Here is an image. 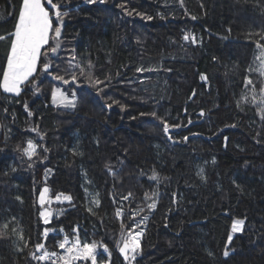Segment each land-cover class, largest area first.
Instances as JSON below:
<instances>
[{"label":"trees","instance_id":"trees-1","mask_svg":"<svg viewBox=\"0 0 264 264\" xmlns=\"http://www.w3.org/2000/svg\"><path fill=\"white\" fill-rule=\"evenodd\" d=\"M53 2L68 13L55 70L37 75L38 93L0 91V264H37V242L58 252L77 235L106 246L109 264H126L117 245L129 230L143 231L132 264H264V0ZM21 3L0 0V34L14 29ZM8 46L0 42V66ZM72 56L104 83L90 86L78 68L73 83ZM56 84L75 90V109L51 105ZM29 139L38 145L31 160L17 147ZM45 187L50 198L71 197L47 224ZM87 191L99 204L87 207ZM233 219L245 224L229 242Z\"/></svg>","mask_w":264,"mask_h":264},{"label":"snow or ice","instance_id":"snow-or-ice-1","mask_svg":"<svg viewBox=\"0 0 264 264\" xmlns=\"http://www.w3.org/2000/svg\"><path fill=\"white\" fill-rule=\"evenodd\" d=\"M101 2H103V0H101ZM46 3L47 5H50V8L46 7L45 2H42V0H22L14 29L10 33L0 34V42H9L6 60L4 64L0 66V91L4 94H11L14 97H19L23 91L28 89L29 86H31L34 94L38 93L40 91L38 85L39 82L42 81L37 80V75L41 74L50 76L52 75V71L55 70L53 68V59L57 57L58 49L61 47L60 37L62 34L63 19L68 15V13L62 12V6L58 3H54L53 0H46ZM121 7H123V5H121ZM50 12L52 15H50ZM128 14L131 15L132 13L128 12ZM137 14L139 15V13ZM9 15H12V13ZM52 16L55 17L56 21H59V23L55 24V26ZM195 18L196 17H193V19ZM148 19H151V17H148ZM190 38L192 43H196L195 37L191 36V34L186 33L183 37L186 41ZM261 40H264V37H261ZM256 47L260 49V54L256 57V59L260 61L258 71L261 76H264V45L257 41ZM74 60L75 56H72L68 61L69 68L65 69L66 72H70L71 81L73 83L77 81L78 76L75 71L70 70L77 68L79 69V76H87L90 86L96 87L97 85L104 83L103 81L94 78L92 75L91 62H89L86 66V71V68L82 67L80 64H73L72 62ZM249 70L251 71V69ZM142 71H145V69L137 68V72ZM52 78L62 80L65 84L69 83V80L65 79L63 76L56 75ZM201 79H206V77L202 76ZM244 83L245 86L251 85L252 80L245 77ZM105 87H107L106 84ZM259 91L260 97L258 113L260 118L264 120V87H261ZM101 92H103V88H97V94ZM52 103L65 109H75L76 92H72L71 98H69V96L66 95L64 91H61L60 88L54 87L52 89ZM113 103L116 102L113 101ZM252 103H257L255 89H253ZM24 107L25 111H28L29 106L26 102L24 103ZM108 107H111V105H108ZM5 111H7V109H5ZM28 114L32 115L30 111H28ZM151 115L155 117L157 114L153 112ZM200 115H204L203 111H201ZM160 119L163 123V131L167 135L170 126L167 122L163 121V118ZM189 123H191V121H189ZM233 127H235V125H233ZM32 130L36 131V129ZM169 139H171V136H169ZM183 139L187 141L188 137H184ZM225 140H227V138H225ZM17 147L18 150L22 151V153L27 156L29 160L37 154L36 150L38 145L31 139L27 141L26 147L20 148L19 145ZM150 179L157 180V174L153 172ZM48 193V188H44L40 192L39 203L41 206L50 202V200L47 199ZM129 195H131V193H129ZM145 195L147 197V193ZM153 195H155V193H153ZM61 197H63L64 200H71V197L64 196L63 194H57L55 199L60 200ZM17 199H19V197H17ZM124 199H128V197H124ZM95 203L99 204V201L97 200ZM148 208L149 210L155 209L156 202L153 201L148 205ZM89 211H91V209H89ZM140 211H143V209ZM116 214L117 216L122 215L119 210ZM50 215L51 213L47 211L40 212V216L44 219L45 224L49 222ZM143 219L147 220V217H144ZM244 224V219H233L231 224V233L242 232ZM4 227L7 228V224H5ZM13 231H15V229H13ZM231 233L228 236L229 242L233 239ZM48 234L49 229H45L44 236L47 237ZM142 236V230L135 232L129 230L127 235H122L121 242L118 243L117 247L126 264H132V261H135L137 255L140 253V241ZM20 239L23 240L22 233L20 234ZM25 247H27V242H25ZM57 247L63 250V254H59L56 251H48L45 244L37 242L35 245L36 252H40L42 254H32L31 258L41 262L51 260V264H77V261H91V264H97V244L94 242L82 243L78 235L74 240H70L65 237L57 244ZM108 251V248L104 246V252ZM229 254L228 246L226 245L223 255L228 257Z\"/></svg>","mask_w":264,"mask_h":264},{"label":"rangeland","instance_id":"rangeland-1","mask_svg":"<svg viewBox=\"0 0 264 264\" xmlns=\"http://www.w3.org/2000/svg\"><path fill=\"white\" fill-rule=\"evenodd\" d=\"M55 88H60L61 91H64L66 95L69 96V98H71V94L72 92H75V90H72V91H67L62 85H59V84H56L55 85ZM50 103L52 106H55V107H59V108H62V109H65L63 107H60L58 105H54L52 103V95H51V98H50ZM66 110H72V109H66ZM46 188V187H45ZM44 189V188H43ZM65 196V195H64ZM40 198V196H39ZM47 199L50 200L49 203H45L43 206H41V212L42 211H47V212H50L51 215L49 216V220L51 219V217L53 216H56L58 215L59 213V208H56L55 205L57 204H65V203H69L70 201L69 200H64L63 197H61L60 200H56L55 198H50L49 196V193L47 194ZM85 201H86V204H87V207L88 208H91L93 207L96 203V196L91 192V191H87V193H85ZM43 219V218H42ZM44 221V219H43ZM231 233V228H230V232L229 234ZM232 236H234L235 234L237 233H231ZM127 235V234H126ZM67 237V236H66ZM65 238V236L62 238V240ZM68 238V237H67ZM76 237H74L73 239H70V240H74ZM60 240V242L62 241ZM97 244V264H109L110 263V255H109V252H104V246L103 245H100L98 243ZM58 253L59 254H63V250L59 249L58 248ZM126 263V262H125ZM77 264H91V261H77Z\"/></svg>","mask_w":264,"mask_h":264},{"label":"built area","instance_id":"built-area-1","mask_svg":"<svg viewBox=\"0 0 264 264\" xmlns=\"http://www.w3.org/2000/svg\"><path fill=\"white\" fill-rule=\"evenodd\" d=\"M42 253H39V255H41ZM54 259V258H53ZM37 264H51V260H46V261H37Z\"/></svg>","mask_w":264,"mask_h":264},{"label":"crops","instance_id":"crops-1","mask_svg":"<svg viewBox=\"0 0 264 264\" xmlns=\"http://www.w3.org/2000/svg\"><path fill=\"white\" fill-rule=\"evenodd\" d=\"M11 95V94H10Z\"/></svg>","mask_w":264,"mask_h":264}]
</instances>
